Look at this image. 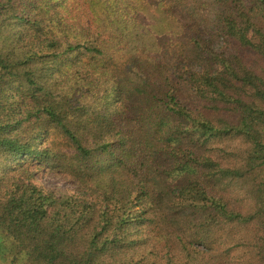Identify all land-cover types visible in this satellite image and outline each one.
I'll use <instances>...</instances> for the list:
<instances>
[{
    "label": "trees",
    "instance_id": "1",
    "mask_svg": "<svg viewBox=\"0 0 264 264\" xmlns=\"http://www.w3.org/2000/svg\"><path fill=\"white\" fill-rule=\"evenodd\" d=\"M0 255L264 264V0H0Z\"/></svg>",
    "mask_w": 264,
    "mask_h": 264
},
{
    "label": "rangeland",
    "instance_id": "2",
    "mask_svg": "<svg viewBox=\"0 0 264 264\" xmlns=\"http://www.w3.org/2000/svg\"><path fill=\"white\" fill-rule=\"evenodd\" d=\"M36 166H37V164L35 165V168H36ZM36 174H37V178L42 183L46 184L48 187L58 188V189H68V190L74 188V184L72 183V181L69 178H67L64 174L54 172L49 167H45V168L38 170L36 172ZM6 241H7V239H6ZM3 254H4V252H2V255ZM8 256H10V255H8ZM0 258H2L1 255H0ZM21 263H22V261H20L19 264H21Z\"/></svg>",
    "mask_w": 264,
    "mask_h": 264
},
{
    "label": "crops",
    "instance_id": "3",
    "mask_svg": "<svg viewBox=\"0 0 264 264\" xmlns=\"http://www.w3.org/2000/svg\"><path fill=\"white\" fill-rule=\"evenodd\" d=\"M0 264H4L3 261L1 260V258H0Z\"/></svg>",
    "mask_w": 264,
    "mask_h": 264
}]
</instances>
